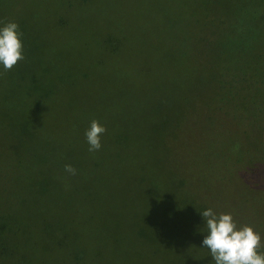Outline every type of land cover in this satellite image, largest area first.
I'll list each match as a JSON object with an SVG mask.
<instances>
[{"label": "trees", "instance_id": "trees-1", "mask_svg": "<svg viewBox=\"0 0 264 264\" xmlns=\"http://www.w3.org/2000/svg\"><path fill=\"white\" fill-rule=\"evenodd\" d=\"M85 1L57 0L53 14L64 9L71 15ZM33 5L29 10L36 13ZM187 13V8L162 4L160 27L144 44L135 46L143 50L138 57L123 52L112 60L110 52L124 46L104 32L94 39L97 52L93 60L84 59L88 64L82 62L65 68L56 64L48 69L29 54L38 47L30 44L32 39L23 40L24 56L31 60L25 58L10 71L0 72L1 153L3 165L36 166L26 167L25 175L31 177L23 184L22 196L19 194L14 203L15 210H6L1 216L0 264H54L51 251L62 254V262L78 264L82 250L77 244L83 250L82 244H86L81 243L80 232L84 229L98 231L94 253L99 256V264H119L116 259L108 260L109 250L116 253V249L123 255L145 259L128 264H174L162 260L160 253L173 257L178 241L175 233L180 228L188 231L194 228L191 203L129 196L126 189L151 192L143 168L140 167L143 176L137 178L129 176L126 166L150 165L153 160L150 156L154 159L158 156L159 160V154L175 137L173 120L169 119L177 109L167 112L166 107L175 100H189V94L180 90L186 81L185 40L189 36L186 25L181 30L179 27ZM67 17L54 18L52 24L67 25ZM8 22L16 23L7 0H0V27ZM176 115L179 116L172 118L179 129H185L193 118L190 110ZM93 119L106 132L101 137L100 150L89 152L85 132ZM65 164L77 170V182L68 189L63 176L54 182L52 175V165ZM261 167L248 165L240 175L251 186L264 188V182L260 181ZM38 168H43L48 176L33 177ZM100 173L106 177L98 190L93 189ZM235 190L238 192V188ZM92 192L94 199L87 200L85 195ZM114 192L117 198L113 197ZM238 203L234 201V217H240ZM76 212L81 213L79 217L71 215ZM39 214L43 217L37 220ZM200 215L201 211L196 215L195 225L204 220L197 218ZM13 237L20 245L25 240L37 244L33 261L17 262L13 249L6 246ZM203 239L197 238L198 244ZM180 242L187 245L185 240Z\"/></svg>", "mask_w": 264, "mask_h": 264}, {"label": "rangeland", "instance_id": "rangeland-1", "mask_svg": "<svg viewBox=\"0 0 264 264\" xmlns=\"http://www.w3.org/2000/svg\"><path fill=\"white\" fill-rule=\"evenodd\" d=\"M56 1L7 0L13 19L23 28L20 31L22 41L32 39L30 44L38 46L29 54L36 56L40 65L48 69L56 64L64 68L82 62L88 64L97 52L94 39L104 32L124 46L110 52L112 60L123 52L128 56H142L143 50L135 46L144 44L159 29L162 4L189 10L179 27L181 30L186 25L191 38H188L191 41L185 40L186 81L180 88L189 94V100L168 103L167 112L177 109L169 119L173 120L175 137L159 154V160L158 156L156 159L150 156L153 159L150 165L126 166L129 176L137 178L143 176L140 167L143 168L151 193L141 192L142 189L138 193L134 189H126V192L131 197L148 196L191 203L190 219L194 228L191 231L180 228L174 235L178 239L175 255L166 256L162 251V260L174 264H214L209 249L197 242V238L207 235V228L204 220L195 225L196 215L212 208L217 214L231 213L234 217L235 200L239 201L240 217H234L237 226L253 227L264 244V188L251 186L240 175L248 165H261L260 181L264 182V0H205L201 4L199 0H86L71 15L64 9L53 14ZM33 3L36 13L29 10ZM65 16H68L67 25L52 24L54 18ZM6 18L11 16L6 15ZM4 70L0 67V72ZM184 110H190L193 118L188 120L185 129H179L172 117L179 116L176 114ZM2 139L0 132V219L6 210H15L14 203L21 195L23 184L31 177L25 175L26 167L36 166L3 165ZM52 167L54 182L63 176L67 189L77 182L76 175L66 173L63 165ZM42 175L48 176V172L38 168L33 177ZM105 177L100 173L93 189L98 190ZM87 178L86 174L85 180ZM40 179L45 181L44 177ZM85 197L93 200L94 194ZM113 197L117 198L115 192ZM79 214L71 215L79 217ZM42 217L43 214H39L37 220ZM200 217L202 215L197 218ZM97 233L96 229L80 232L81 243L86 244H82L84 250L77 244L82 250L78 264H99V256L94 253L98 247ZM13 238L6 246L13 249L17 262L19 259L33 261L37 244L25 240L20 245L21 242ZM180 240L187 241V245L183 246ZM121 252L109 250L108 260L116 259L119 264L145 260ZM50 255L54 264H70L62 262V254L51 251Z\"/></svg>", "mask_w": 264, "mask_h": 264}, {"label": "clouds", "instance_id": "clouds-1", "mask_svg": "<svg viewBox=\"0 0 264 264\" xmlns=\"http://www.w3.org/2000/svg\"><path fill=\"white\" fill-rule=\"evenodd\" d=\"M22 32L15 22H8L0 27V65L10 71L25 59L23 54ZM106 128L93 119L85 132L89 152L100 150L101 137ZM64 171L76 175L77 170L71 164H65ZM207 228V235L202 241L203 248L210 251L214 264H264V244L260 233L253 227L237 226L231 213H219L208 208L201 213Z\"/></svg>", "mask_w": 264, "mask_h": 264}]
</instances>
